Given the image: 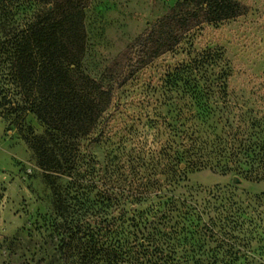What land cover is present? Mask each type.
Segmentation results:
<instances>
[{"label": "trees", "instance_id": "16d2710c", "mask_svg": "<svg viewBox=\"0 0 264 264\" xmlns=\"http://www.w3.org/2000/svg\"><path fill=\"white\" fill-rule=\"evenodd\" d=\"M89 2L0 0L1 101L32 113L45 128L26 141L62 220L56 225L62 264H264V196L254 197L251 207L221 197L218 189L204 198L175 194L193 170L222 175L244 167L248 177L264 180L262 110L257 120L252 111L223 106L234 120L225 119L231 130L221 136L209 126L200 131L176 121L170 129L182 137L170 147V180L164 160L143 156L129 162V177L115 179L113 161L101 165L90 152L93 141L84 143L107 122L114 93L135 74L191 30L239 18L247 7L236 0H177L132 41L129 61L116 76L114 63L94 80L81 71ZM206 91L192 94L203 102L231 95L226 88ZM198 108L212 111L207 103Z\"/></svg>", "mask_w": 264, "mask_h": 264}, {"label": "rangeland", "instance_id": "374dc122", "mask_svg": "<svg viewBox=\"0 0 264 264\" xmlns=\"http://www.w3.org/2000/svg\"><path fill=\"white\" fill-rule=\"evenodd\" d=\"M176 1L90 0L85 9L87 40L81 71L100 80L115 63L112 74L116 76L129 61L126 52L132 41L159 23ZM236 1L247 7L245 15L191 30L173 51L155 59L114 93L107 122L84 141H93L90 152L101 165L113 161V178L120 173L129 177V162L143 156L164 160L170 180V147L182 137L170 129L176 121L187 127L193 124L200 131L209 126L213 135L221 136L231 130L225 119L234 120L222 113L223 106L252 111L251 119L257 120L256 111L264 112V0ZM223 88L230 97L203 102L192 94ZM1 96L0 264H62L61 236L56 229L62 220L26 141L45 128L22 107L13 111ZM7 98L19 103L18 97ZM206 103L212 111L203 114L198 107ZM243 171L222 175L209 168L188 171L175 194L194 197L198 192L197 198H204L218 189L221 197L252 207L254 197L264 196V180H254Z\"/></svg>", "mask_w": 264, "mask_h": 264}]
</instances>
